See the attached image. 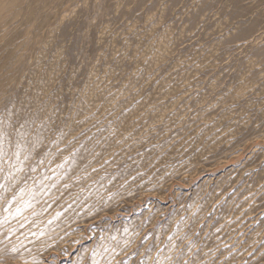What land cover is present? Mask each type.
<instances>
[{
	"label": "rangeland",
	"instance_id": "rangeland-1",
	"mask_svg": "<svg viewBox=\"0 0 264 264\" xmlns=\"http://www.w3.org/2000/svg\"><path fill=\"white\" fill-rule=\"evenodd\" d=\"M0 264H264V0H0Z\"/></svg>",
	"mask_w": 264,
	"mask_h": 264
}]
</instances>
